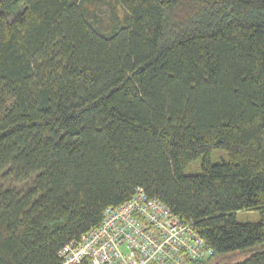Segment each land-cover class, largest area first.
<instances>
[{"label": "trees", "instance_id": "obj_1", "mask_svg": "<svg viewBox=\"0 0 264 264\" xmlns=\"http://www.w3.org/2000/svg\"><path fill=\"white\" fill-rule=\"evenodd\" d=\"M138 189L193 264H264V0H0V264H62Z\"/></svg>", "mask_w": 264, "mask_h": 264}, {"label": "built area", "instance_id": "obj_2", "mask_svg": "<svg viewBox=\"0 0 264 264\" xmlns=\"http://www.w3.org/2000/svg\"><path fill=\"white\" fill-rule=\"evenodd\" d=\"M138 191L107 207L100 225L79 242L65 244L62 264H193L212 253L191 224Z\"/></svg>", "mask_w": 264, "mask_h": 264}, {"label": "rangeland", "instance_id": "obj_3", "mask_svg": "<svg viewBox=\"0 0 264 264\" xmlns=\"http://www.w3.org/2000/svg\"><path fill=\"white\" fill-rule=\"evenodd\" d=\"M96 16L102 19H107L110 16V8L107 3H99L95 10ZM227 154L222 150H214L210 154V160L213 163L221 162L227 160ZM203 157L200 156L193 162L189 164L186 168V174H198L201 171V162ZM236 218L240 222H256L260 219V212L258 210H247V211H238Z\"/></svg>", "mask_w": 264, "mask_h": 264}]
</instances>
